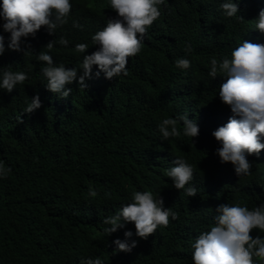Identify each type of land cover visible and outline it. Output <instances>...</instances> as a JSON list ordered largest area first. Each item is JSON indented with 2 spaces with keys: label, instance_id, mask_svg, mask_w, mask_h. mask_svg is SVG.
<instances>
[{
  "label": "trees",
  "instance_id": "1",
  "mask_svg": "<svg viewBox=\"0 0 264 264\" xmlns=\"http://www.w3.org/2000/svg\"><path fill=\"white\" fill-rule=\"evenodd\" d=\"M223 2L165 0L141 52L129 58L127 75L96 77L94 65L83 89L79 69L77 81L66 85L72 89L66 98L47 89L44 62L36 56L48 51L44 46L50 40L64 36L68 46L57 43L50 54L57 65L78 67L83 55L99 47L92 36L117 15L110 0H71L68 23L55 35L42 27L35 37L21 38L22 49L31 46L26 55L7 48L10 33L0 18L6 48L0 68L11 65L12 71L28 74L11 93L0 89V162L12 169L0 178V264H80L81 258L97 256L104 264H194L191 244L214 225L218 205L242 202L251 210L264 203V150L259 157L248 156L254 164L250 177H238L216 153L221 145L212 133L232 112L218 93L226 77L209 76L211 57L231 58L244 39L264 43L255 27L264 0H233L239 5L234 17L224 14ZM73 21L83 29L74 28ZM77 43L89 48L76 53ZM186 43L193 47L187 55L191 67L181 69L175 60L185 57ZM37 94L41 107L23 112ZM181 114L196 121L199 136H184L178 121L181 136L162 139L158 124ZM177 156L194 168V197L165 175ZM89 185L98 192L95 199L88 196ZM133 191L160 193L164 207L179 218L169 217V225L146 240L135 235L133 223L108 236L103 229L110 225L103 218L129 203ZM127 230L131 238L125 237ZM251 235L264 237V232L254 229ZM117 238L136 240L137 246L114 252Z\"/></svg>",
  "mask_w": 264,
  "mask_h": 264
},
{
  "label": "clouds",
  "instance_id": "2",
  "mask_svg": "<svg viewBox=\"0 0 264 264\" xmlns=\"http://www.w3.org/2000/svg\"><path fill=\"white\" fill-rule=\"evenodd\" d=\"M165 0H110V5L117 15L108 18L106 26L92 36L93 45H98L96 51L83 55L82 63L77 67H66L63 63L57 65L50 51L55 44L68 46L69 40L61 36L50 40L45 46L48 51L42 50L37 56L38 61L44 62L41 73L47 80L46 87L62 98L72 92L66 85L77 81L78 70L83 69L79 76L80 88L88 87L86 80L93 75V66H97L95 76L101 72L107 79L127 75V65L130 57L141 52L142 41L148 28L161 15L159 5ZM227 17H234L239 12V5L233 0H224L220 5ZM0 18L5 32L10 33L7 48L14 51L22 49V37H35L44 27L49 35H55L59 27L68 23L72 9L71 0H2ZM238 19L243 20V16ZM74 28L83 29L78 21H73ZM256 29L264 34V9L256 19ZM89 46L86 43H77L74 46L76 53H85ZM6 51L5 37L0 34V56ZM193 47L186 43L185 57H178L175 66L189 69L191 61L187 55ZM209 76L216 78L226 77L219 86L221 101L231 109L232 116L226 124L218 127L212 135L221 145L216 149L221 163L230 162L234 166L238 177L252 176V164L248 156L259 157L264 150V43H253L243 40L231 52V58L219 60L213 56L210 61ZM28 74L23 71H12L11 65L0 68V89L9 93L18 84H24ZM39 94L32 97L31 103L23 110L28 114L41 107ZM178 121L183 123V135L193 138L199 136V126L195 120L189 119L188 114H181L177 118H164L158 129L162 139L169 140L180 137ZM174 166L166 170L165 175L172 178L173 186L183 190L189 197L197 195V188L190 184L194 179V168L185 158L177 156L172 162ZM11 167L0 162V178H7ZM186 185H188L186 187ZM98 192L89 185L88 196L95 199ZM105 196L110 198L111 193ZM214 225L210 230L201 232L191 244L192 260L194 264H264V237L251 235L254 229L264 232V203L251 210L246 204H220L215 209ZM173 220L179 218L178 213L171 207H164V198L152 191H133L129 203L124 204L114 215L103 218V231L109 236L118 229L124 228L127 223L135 226V235L147 239L155 233L158 227H167ZM125 237L131 238L133 232L127 230ZM113 243L117 246L114 252H131L137 246V241L121 240L117 238ZM80 264H104L99 257L81 258Z\"/></svg>",
  "mask_w": 264,
  "mask_h": 264
}]
</instances>
